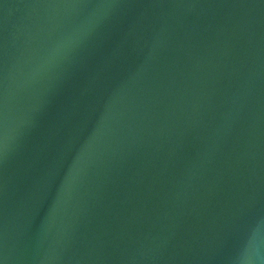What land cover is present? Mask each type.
Returning a JSON list of instances; mask_svg holds the SVG:
<instances>
[{"label": "water", "instance_id": "1", "mask_svg": "<svg viewBox=\"0 0 264 264\" xmlns=\"http://www.w3.org/2000/svg\"><path fill=\"white\" fill-rule=\"evenodd\" d=\"M264 264V0H0V264Z\"/></svg>", "mask_w": 264, "mask_h": 264}, {"label": "clouds", "instance_id": "2", "mask_svg": "<svg viewBox=\"0 0 264 264\" xmlns=\"http://www.w3.org/2000/svg\"><path fill=\"white\" fill-rule=\"evenodd\" d=\"M256 251V245L250 240L249 245L241 252L236 264H252V257Z\"/></svg>", "mask_w": 264, "mask_h": 264}]
</instances>
